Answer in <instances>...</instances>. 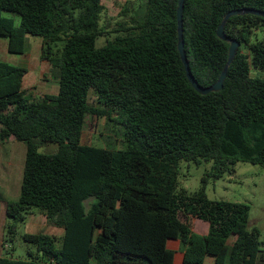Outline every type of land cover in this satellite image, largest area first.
<instances>
[{"label":"trees","instance_id":"trees-1","mask_svg":"<svg viewBox=\"0 0 264 264\" xmlns=\"http://www.w3.org/2000/svg\"><path fill=\"white\" fill-rule=\"evenodd\" d=\"M141 7L140 18L98 48L103 0H0L8 52L23 55L26 36L41 38L40 59L58 86L56 95L30 98L26 71L0 61V143L12 138L26 148L19 196L6 216L23 222L36 209L63 230L24 234L27 258L0 255V264H173L169 241L179 243L181 264L264 261L247 205L209 200L204 187L177 191L182 162L209 164L213 180L239 162L264 166V18L227 20L224 34L240 46L221 91L201 95L177 49L178 0ZM239 10L264 12V0H184L183 49L202 88L228 58L229 43L216 30ZM87 118L118 125L121 148L83 145ZM49 144L54 152H40ZM188 219L207 223V233L194 232ZM6 227L3 246L14 234V224Z\"/></svg>","mask_w":264,"mask_h":264},{"label":"rangeland","instance_id":"rangeland-1","mask_svg":"<svg viewBox=\"0 0 264 264\" xmlns=\"http://www.w3.org/2000/svg\"><path fill=\"white\" fill-rule=\"evenodd\" d=\"M144 2L145 0H103L105 10L101 15L100 26L104 29V35L96 40V47L99 48L105 44L106 40L112 39L116 34L115 31L122 26H129L132 17L140 18L141 6ZM14 20L17 26L18 18L15 17ZM255 34V38H261V31ZM26 42L25 54L16 55L8 52L7 39L0 37V61L21 67L26 71L24 85L26 95L30 98H40L45 94L56 95L57 81L50 74L49 66L40 59L41 38L26 36ZM256 74L252 71L253 76ZM89 96V102L95 106L92 91L89 92ZM121 142V128L118 125L104 118H87L81 137L83 145L110 146L119 149ZM25 150V144L17 141L0 147V232L3 237L7 236V224L8 226L14 224V234L10 235L11 241L4 244L6 247H3L2 237L0 255L21 260L27 258L29 249L22 240L24 234L43 233L57 237L63 233L62 229L49 224L36 209H31L23 222H15L6 216L7 204L17 201L19 196ZM54 150L55 146L51 144L40 147V152L44 153H52ZM209 170V164L195 165L182 162L177 178V191L183 190L191 194L204 187L209 200L247 205L249 207L248 229L255 228L259 231L258 240L264 251V166L239 162L235 165L233 173L224 174L217 180L206 178ZM94 201V198H90L84 202L86 210ZM182 220L184 221L183 218ZM187 222L196 233L203 231L199 229V224L207 225L197 219H188ZM60 245V242L56 243L57 248H60ZM168 248L175 252L173 264H179L181 258L179 243L169 241ZM11 249L12 252H9ZM258 264H264V261H259Z\"/></svg>","mask_w":264,"mask_h":264},{"label":"water","instance_id":"water-1","mask_svg":"<svg viewBox=\"0 0 264 264\" xmlns=\"http://www.w3.org/2000/svg\"><path fill=\"white\" fill-rule=\"evenodd\" d=\"M183 5H184V0H178V7H177V12H176L177 34H178L177 49H178L180 59L182 61L183 67H184V71H185L187 80L190 83V85L192 86V88L196 92L200 93L201 95H206V94L211 93V92H214V93L219 92L223 88V82H224V79L226 77L227 69H228L229 65L231 64V62L233 61L235 55L237 54L238 48L240 46L239 42H237L236 40L226 38V36L224 34V26H225L227 20L232 16L245 15V14L254 15V16L264 18V12L255 11V10H239V11L229 12L224 16L221 24L219 25V27L216 30V36L220 40L229 43L227 62L224 65L223 70H222L221 74L219 75L217 81L209 88H202L196 83V81L194 80V78L192 77V75L189 71L188 63H187L185 53H184V49H183V29H182Z\"/></svg>","mask_w":264,"mask_h":264},{"label":"crops","instance_id":"crops-1","mask_svg":"<svg viewBox=\"0 0 264 264\" xmlns=\"http://www.w3.org/2000/svg\"><path fill=\"white\" fill-rule=\"evenodd\" d=\"M47 64V63H46ZM48 65V64H47ZM26 75V74H25ZM24 84H26V81H25V76H24V78H23V83H22V86H23V88L24 89H26V87H25V85ZM15 142V140H13L12 138H10L8 141H6V142H3V143H0V147L1 146H4L5 144H9V143H14ZM43 218H45L44 216H43ZM207 224V223H206ZM60 229V228H59ZM199 229L200 230H203L202 232H198L197 231V233L198 234H201V235H205L206 233H207V229H208V225H202V224H199ZM63 231V230H62ZM62 234L63 233H61V236H62ZM56 235H59V234H56ZM61 236H57V237H61ZM2 237H3V235L1 234V232H0V251H1V249H2V246H1V244H2ZM175 242V241H174ZM3 247H6V245H4ZM181 259H182V255H181V258H180V263L179 264H181ZM174 260H175V255H174ZM207 260H208V264H211V259L210 258H207L206 259V264H207Z\"/></svg>","mask_w":264,"mask_h":264}]
</instances>
